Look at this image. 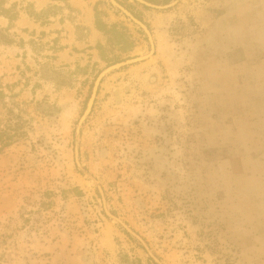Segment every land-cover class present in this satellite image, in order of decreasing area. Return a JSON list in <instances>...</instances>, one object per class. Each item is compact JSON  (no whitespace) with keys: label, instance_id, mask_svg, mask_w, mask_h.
<instances>
[{"label":"rangeland","instance_id":"374dc122","mask_svg":"<svg viewBox=\"0 0 264 264\" xmlns=\"http://www.w3.org/2000/svg\"><path fill=\"white\" fill-rule=\"evenodd\" d=\"M115 1H4L0 264H264V0Z\"/></svg>","mask_w":264,"mask_h":264},{"label":"water","instance_id":"95a60500","mask_svg":"<svg viewBox=\"0 0 264 264\" xmlns=\"http://www.w3.org/2000/svg\"><path fill=\"white\" fill-rule=\"evenodd\" d=\"M134 1L140 3L141 5H143L145 7L152 8V9H156V10L167 9V8L173 6L176 3V2H173V3H170L169 5L158 6V5H154V4L148 3V2H146L144 0H134ZM110 3L115 8H117L121 13H123V15H125L130 21H132V23H134L140 29H142V31L145 33V35L147 36V38L149 40V44H150V54H152L153 51H154V46L152 44L151 35H150L148 29L146 28V26L143 23H141L139 20H137L136 18H134L126 9H124L122 6H120L115 0H110ZM146 58H147V56H145V57H136V58H132V59H129V60H125L123 62H120V63L114 64V65H111L110 67H108L104 71H102L98 75V77L96 78V80H95V83H94L93 88H92L91 96L89 98V101L87 103V107H86L85 113H84V115H83L80 123L89 114V112H90V110L92 108V105H93L94 98H95L96 93H97L98 86H99L101 80L106 75H108V74H110V73H112L114 71L120 70L123 67L130 66L132 64L141 62V61H143ZM75 154H76V162L78 164V161H77V151L75 152ZM99 192H100V195L102 196V192H101L100 189H99ZM102 201H103V204H104V207H105V201H104L103 196H102ZM104 212H105V215L109 219H112L113 221L117 222L132 238H134L135 240H137L143 246V248L147 251V253L151 257V259L156 264H159V261L151 254V252L148 250V248L145 245V243L143 242V240L137 234H135L131 229H129L126 226V224H124L123 222H121L120 220H118L116 217H114L110 212H108L106 208H104Z\"/></svg>","mask_w":264,"mask_h":264},{"label":"trees","instance_id":"16d2710c","mask_svg":"<svg viewBox=\"0 0 264 264\" xmlns=\"http://www.w3.org/2000/svg\"><path fill=\"white\" fill-rule=\"evenodd\" d=\"M4 1L5 0H0V16L5 17L8 20V22L12 24L15 21H17L18 14L12 12L9 9H6L4 7L5 6ZM45 14H46L45 12H39V13L34 12L31 16L30 15L29 16L32 19H34L36 23L42 24L40 19L44 18ZM94 26L99 32H101L107 37L109 35L116 37V38L124 36L123 34L121 35L122 32L119 31V29H121L122 31H125L124 28H121L116 24L111 25V26H107L103 24L97 17L96 12H95ZM0 40L6 43L7 45L12 44V41L7 39V37H5L4 35H0ZM54 43H57V42L54 41ZM132 49H133V43H130L124 48L125 52H129ZM0 96H1V93H0ZM14 119L16 122L13 125L8 124L4 126L3 129H0V144L2 145V147L9 146L12 142H14L16 139H18L22 135L20 131L23 125L21 118L19 116H15ZM7 121H13V118H8Z\"/></svg>","mask_w":264,"mask_h":264}]
</instances>
